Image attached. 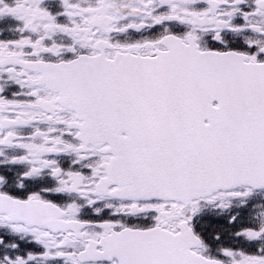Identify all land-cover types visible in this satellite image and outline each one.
I'll return each mask as SVG.
<instances>
[{
    "label": "snow or ice",
    "instance_id": "obj_1",
    "mask_svg": "<svg viewBox=\"0 0 264 264\" xmlns=\"http://www.w3.org/2000/svg\"><path fill=\"white\" fill-rule=\"evenodd\" d=\"M0 264H264V0H0Z\"/></svg>",
    "mask_w": 264,
    "mask_h": 264
},
{
    "label": "flooded vegetation",
    "instance_id": "obj_2",
    "mask_svg": "<svg viewBox=\"0 0 264 264\" xmlns=\"http://www.w3.org/2000/svg\"><path fill=\"white\" fill-rule=\"evenodd\" d=\"M253 217L255 213L251 214ZM245 223H251V220L248 218V216L245 217ZM238 248H243V250L247 251L249 254H255L259 250V245H257L255 248L250 247L247 244H240L237 245Z\"/></svg>",
    "mask_w": 264,
    "mask_h": 264
}]
</instances>
